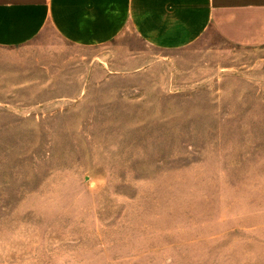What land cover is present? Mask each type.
I'll use <instances>...</instances> for the list:
<instances>
[{
    "label": "rangeland",
    "instance_id": "rangeland-1",
    "mask_svg": "<svg viewBox=\"0 0 264 264\" xmlns=\"http://www.w3.org/2000/svg\"><path fill=\"white\" fill-rule=\"evenodd\" d=\"M0 264H264V46L0 50Z\"/></svg>",
    "mask_w": 264,
    "mask_h": 264
},
{
    "label": "crops",
    "instance_id": "crops-1",
    "mask_svg": "<svg viewBox=\"0 0 264 264\" xmlns=\"http://www.w3.org/2000/svg\"><path fill=\"white\" fill-rule=\"evenodd\" d=\"M209 30L237 46H264V0H0V50L22 48L51 31L84 49L130 32L149 50L175 51Z\"/></svg>",
    "mask_w": 264,
    "mask_h": 264
}]
</instances>
